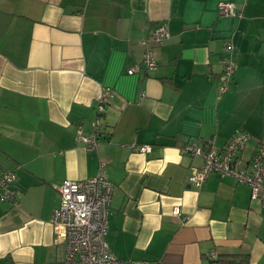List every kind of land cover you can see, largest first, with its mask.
Returning <instances> with one entry per match:
<instances>
[{
    "label": "crops",
    "instance_id": "0c3cea01",
    "mask_svg": "<svg viewBox=\"0 0 264 264\" xmlns=\"http://www.w3.org/2000/svg\"><path fill=\"white\" fill-rule=\"evenodd\" d=\"M223 2L241 16L220 15ZM162 22L158 70L129 74ZM228 57L237 71L220 95ZM103 88L116 99L90 152L77 130L91 133ZM240 130L251 136L247 170L264 141V0H0V166L18 177V204L0 202V264H65L52 224L59 187L96 176L100 159L114 185L106 241L119 258L264 264V187L252 200L231 177L191 185L204 160L182 153L196 142L222 149Z\"/></svg>",
    "mask_w": 264,
    "mask_h": 264
},
{
    "label": "built area",
    "instance_id": "2783aa9c",
    "mask_svg": "<svg viewBox=\"0 0 264 264\" xmlns=\"http://www.w3.org/2000/svg\"><path fill=\"white\" fill-rule=\"evenodd\" d=\"M219 13L223 16L238 17V11L233 3L223 2L219 5ZM169 38L167 24L159 23L149 38L141 44L146 47L143 62L128 70L134 74L142 70L155 72L159 62L155 48L162 47ZM234 50L232 42L225 43V52ZM222 73L219 77V93L225 94L234 80L237 64L230 58L221 60ZM116 99V93L110 88H103L98 96L95 108L96 117L92 122V131L85 134L81 127L77 130L78 142L84 144L86 150L98 152L103 127L102 119L107 107ZM251 139L246 131H237L222 149L213 148L204 151L199 142L182 149L183 154L199 156L204 160L202 168L196 169L188 178L191 185L201 187L212 175L222 178L231 177L239 183L251 187V199L257 200L264 187V141L261 142L249 161L247 170L240 169L243 164L242 154ZM208 143L214 144L211 138ZM141 153L151 152V146L140 145ZM18 180L14 171L0 166V202L17 203L15 185ZM61 203L55 210L52 224L57 242L65 246V264H149L146 261L124 260L116 256L106 241L108 232L109 206L111 204L114 185L110 181L107 162L99 160V170L96 176L86 180H65L59 187ZM175 214H180V208H175ZM210 261L217 259V254L208 255Z\"/></svg>",
    "mask_w": 264,
    "mask_h": 264
},
{
    "label": "trees",
    "instance_id": "16d2710c",
    "mask_svg": "<svg viewBox=\"0 0 264 264\" xmlns=\"http://www.w3.org/2000/svg\"><path fill=\"white\" fill-rule=\"evenodd\" d=\"M142 64V63H141Z\"/></svg>",
    "mask_w": 264,
    "mask_h": 264
}]
</instances>
